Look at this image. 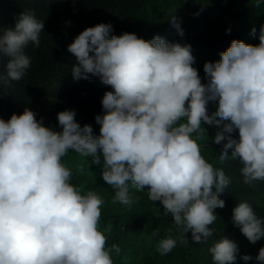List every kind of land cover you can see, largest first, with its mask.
Listing matches in <instances>:
<instances>
[{
  "label": "clouds",
  "instance_id": "1",
  "mask_svg": "<svg viewBox=\"0 0 264 264\" xmlns=\"http://www.w3.org/2000/svg\"><path fill=\"white\" fill-rule=\"evenodd\" d=\"M261 3L255 0L254 6ZM169 23L184 35L178 16L171 14ZM43 29L44 22L27 11L14 28L0 30V57L9 58L8 79L0 77V83L25 75L31 60L24 49L29 42L40 46ZM113 31L111 23L88 27L67 49L75 57L74 80L98 77L112 89L101 100L104 114L95 117L99 136L91 125L81 127L74 109L57 113L60 131L45 126L28 107L8 121L0 118V264H114L111 254L118 255L120 246H108L98 227L104 202L95 191L82 194L71 183L72 172L62 162L69 150L91 156L96 165L103 160L102 179L115 192L113 203L131 202L128 182L147 189L149 199L182 230L181 244L189 232L196 244L212 236L214 210L225 207L219 196L230 183L223 169L201 155L203 124L217 127L219 159L227 160L231 149L245 184L264 180V25L258 45L233 39L218 62L204 64L207 83L193 67L191 45ZM256 32L253 27L250 35ZM213 101L218 108L209 115ZM232 222L251 244L264 238V222L246 201L233 209ZM111 230L109 224L105 232ZM176 243L160 240V254ZM209 251L214 264H235L239 253L226 237ZM255 259L264 264V247Z\"/></svg>",
  "mask_w": 264,
  "mask_h": 264
},
{
  "label": "trees",
  "instance_id": "2",
  "mask_svg": "<svg viewBox=\"0 0 264 264\" xmlns=\"http://www.w3.org/2000/svg\"><path fill=\"white\" fill-rule=\"evenodd\" d=\"M254 5L255 0H0V30L14 28L17 18L27 11L44 22L40 46L29 42L24 49L31 60L25 75L19 81L0 83V118L8 121L12 114L19 115L28 107L38 120L44 118L45 126L60 131L57 113L74 109L81 127L91 125L93 134L99 136L100 125L95 117L104 114L101 100L104 93L112 89L103 85L98 77L73 79L71 70L75 57L67 49L79 33L99 23H111L114 35L135 33L145 40L159 35L168 42L191 45L193 67L198 70L202 83H207L204 64L218 62L220 53L233 39L259 44L264 3L258 8ZM198 12L200 14L195 15ZM171 14L180 18L183 36L170 25ZM253 27L257 30L255 36L250 35ZM229 28L231 32L226 34ZM8 59L0 57V77L6 80ZM217 108L218 101L209 102V115ZM202 127L206 132L197 141L201 155L215 168L223 169L230 183L219 196L225 201V207L214 210L217 219L209 226L214 232L201 244L192 241L190 232L185 234L188 242L180 243L185 238L182 230L170 215H164L161 204L149 199L147 189L137 190L128 182L131 202L113 203L115 192L102 179L103 160L96 165L91 156H81L72 150L62 158L72 172L71 183L79 187L82 194L95 191L104 202L98 227L107 236L108 246H120L118 255L111 254L114 264H214L209 249L224 237L238 246L235 264H260L255 257L264 247V238L251 244L234 226L232 216L238 203L246 201L264 222V180L245 184L240 171L242 164L239 159L231 158V149L227 160L219 159L222 145L214 143L217 127L207 124ZM198 135L193 133V138ZM233 136L238 139V131ZM109 224L112 230L107 233L105 229ZM154 231L158 232L155 237L151 235ZM165 238L175 239L177 243L171 252L161 255L158 245ZM245 254L252 259L245 262L241 258Z\"/></svg>",
  "mask_w": 264,
  "mask_h": 264
}]
</instances>
